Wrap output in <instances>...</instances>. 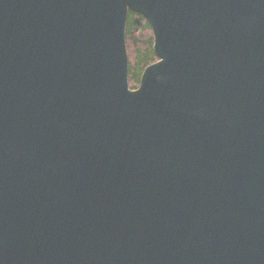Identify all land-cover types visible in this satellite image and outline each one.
I'll return each mask as SVG.
<instances>
[{
    "label": "water",
    "instance_id": "obj_1",
    "mask_svg": "<svg viewBox=\"0 0 264 264\" xmlns=\"http://www.w3.org/2000/svg\"><path fill=\"white\" fill-rule=\"evenodd\" d=\"M0 264H264V0H0Z\"/></svg>",
    "mask_w": 264,
    "mask_h": 264
},
{
    "label": "trees",
    "instance_id": "obj_2",
    "mask_svg": "<svg viewBox=\"0 0 264 264\" xmlns=\"http://www.w3.org/2000/svg\"><path fill=\"white\" fill-rule=\"evenodd\" d=\"M144 30H152L149 22L143 16L138 15L134 11H130L126 27L127 41L132 39L134 32ZM153 41V36L148 38V41L145 43V50L136 53L133 64L130 60V82L133 83L132 88L134 89L138 87L144 69L156 60L153 51Z\"/></svg>",
    "mask_w": 264,
    "mask_h": 264
},
{
    "label": "rangeland",
    "instance_id": "obj_3",
    "mask_svg": "<svg viewBox=\"0 0 264 264\" xmlns=\"http://www.w3.org/2000/svg\"><path fill=\"white\" fill-rule=\"evenodd\" d=\"M152 30L137 31L133 33L131 40L127 41V47L129 52V58L131 63L135 62L136 53L138 51H144L146 47V41L152 37ZM133 83H131L132 85Z\"/></svg>",
    "mask_w": 264,
    "mask_h": 264
},
{
    "label": "bare ground",
    "instance_id": "obj_4",
    "mask_svg": "<svg viewBox=\"0 0 264 264\" xmlns=\"http://www.w3.org/2000/svg\"><path fill=\"white\" fill-rule=\"evenodd\" d=\"M59 6H62V5H58V7H59ZM130 11H133V10H130ZM134 12H135V11H134ZM135 13H137V14L140 15V16H143V15L140 14L139 12H135ZM143 17H144V16H143ZM144 18H145V17H144ZM126 27H127V26H126ZM126 44H127V41H126ZM127 52H128V47H127ZM128 53H129V52H128ZM129 66H130V58H129ZM146 68H147V67H146ZM146 68H145V69H146ZM129 85H130V88L133 89V88H132V85H131V82H130V77H129Z\"/></svg>",
    "mask_w": 264,
    "mask_h": 264
}]
</instances>
